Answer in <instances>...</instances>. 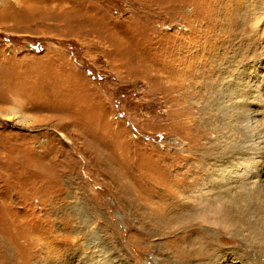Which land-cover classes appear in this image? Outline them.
I'll use <instances>...</instances> for the list:
<instances>
[{
	"label": "rangeland",
	"instance_id": "rangeland-1",
	"mask_svg": "<svg viewBox=\"0 0 264 264\" xmlns=\"http://www.w3.org/2000/svg\"><path fill=\"white\" fill-rule=\"evenodd\" d=\"M263 135L264 0H0V264H264Z\"/></svg>",
	"mask_w": 264,
	"mask_h": 264
},
{
	"label": "bare ground",
	"instance_id": "bare-ground-1",
	"mask_svg": "<svg viewBox=\"0 0 264 264\" xmlns=\"http://www.w3.org/2000/svg\"><path fill=\"white\" fill-rule=\"evenodd\" d=\"M257 92H258V90H257ZM254 96H255V94H254ZM253 102H255V101H253ZM253 102H252V105L256 106V104L253 103ZM253 139H255V138H253ZM258 139H260L258 142L260 144H262L263 148H264V135L262 137H259ZM256 142L257 141H255V143ZM260 150H262V149H260ZM249 151H251V150H249ZM259 152L260 151H258V154H259ZM263 153L264 152H262L261 154H263ZM246 167H249V168L252 169L253 176L245 177V176H242V174H241L240 178L242 179V181H251V179H254L256 177H258L259 179H262L261 177L264 176V155L259 156V157H253V160L250 163H248L246 165ZM249 171H250V169H249ZM256 172H257V175L254 176L256 174ZM227 193L228 194L223 195L222 198L223 199L230 198V199L233 200L234 206L238 210V212L236 214H238L239 219L235 220V217H236L235 211L236 210H232L229 207L224 206L225 204L221 203V200L219 199V204L214 209L209 210L208 213L204 215V218H202L203 223L213 225L219 231H228V230L236 231L237 228L243 227V226H247V225L249 227H252L254 230H256L257 228L258 229L259 228H264V210H263L264 205L263 204L255 206V207L260 209V211H259L260 215L258 216V218L254 222L249 221L244 216H242V214L245 211L248 212V210H249V212H252V211L259 210V209L243 208L244 207V205H243L244 202L243 201L246 198L249 201V203L254 202V201L263 202L264 195L259 190L258 191H253L252 193H245V194H242V195L240 193H238V192H233V191L232 192H227ZM249 203H246L247 207L249 206ZM221 204H223V205H221ZM253 224H255V225H253ZM246 230H250V229H246ZM233 231H231V232H233ZM263 232H264V230H260L258 232L260 234L259 236L261 238H264V233Z\"/></svg>",
	"mask_w": 264,
	"mask_h": 264
}]
</instances>
